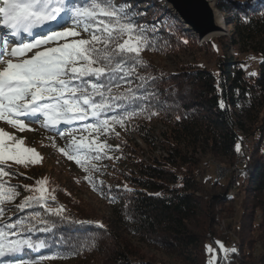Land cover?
<instances>
[{"label":"trees","instance_id":"16d2710c","mask_svg":"<svg viewBox=\"0 0 264 264\" xmlns=\"http://www.w3.org/2000/svg\"><path fill=\"white\" fill-rule=\"evenodd\" d=\"M124 2L147 13L138 17L139 23L157 28L152 46L140 53L143 66H136L113 94L139 96L147 90L152 94L147 99L116 101L126 107L142 104L146 111L125 120L123 127L110 121L113 130L106 134L91 131V140L111 146L101 160L92 161L100 169L91 173L98 190L85 179L89 173L70 163L74 175L67 182L58 185L50 178L47 182L49 193L56 197L52 201L50 196L49 203L63 206L68 219L51 232H25L22 238L46 241L44 252L37 256L41 264H167L156 254L177 264H264V0H217L229 32L218 41L220 55L212 54L216 73L194 64L173 75L154 74L146 57L171 41L191 37L153 0H118L117 5ZM247 54L260 59L255 75L245 71L241 57ZM149 109L158 114L150 115ZM151 124L161 127L156 136ZM244 141L251 162L245 163L236 183L241 196L236 203L229 195L231 185L209 177L201 158L205 155L230 168L237 145L240 149ZM25 167H8L15 175L0 180L6 187L17 185L14 181L20 180L18 172ZM17 186L20 195L5 208H14L22 201L15 204L19 197L28 195ZM76 186L101 196L107 215L74 201ZM18 213L24 220L34 213L56 219L39 207ZM216 218L235 234L234 251L228 254L220 247L228 245V238L216 230ZM76 244L81 245L80 254L69 256L70 245ZM29 251L22 254L25 260L33 254V249ZM15 257L0 258V264H12Z\"/></svg>","mask_w":264,"mask_h":264},{"label":"snow or ice","instance_id":"6c2138e0","mask_svg":"<svg viewBox=\"0 0 264 264\" xmlns=\"http://www.w3.org/2000/svg\"><path fill=\"white\" fill-rule=\"evenodd\" d=\"M146 14L131 3L117 5L115 0H0V121L21 132L30 123H41L42 127L63 137L66 130L69 135L78 131V122L88 121L90 117L93 122L83 124L82 128L106 134L113 130L110 121L123 127L125 120L145 112L142 104L126 107L116 101L147 99L152 95L147 90L139 96H129L115 95L113 88H119L121 81L135 72L136 66H143L140 53L152 46L157 24L139 23L138 17ZM77 29L89 32L91 38L68 42V37L81 35ZM60 40L65 42L33 52ZM30 52L33 54L28 56ZM220 106L223 108V103ZM116 109L122 111L109 117L108 113ZM149 111L150 115L158 114ZM61 125L68 128L63 129ZM22 143L0 129V165H6L7 161L24 166L39 162L41 157L35 149L22 147ZM105 149L111 150L106 142L97 143L93 139L84 143L73 137L59 151L89 173L85 179L98 190L91 173L100 169L92 161L101 160L106 155ZM10 175L15 173L0 167V177ZM36 184L24 186V191L30 194L14 208H5L6 202L20 195L19 186L5 187V182H0V218L9 211L22 213L39 207L48 217L56 219L34 213L26 220L19 217L14 221L0 220V258L17 255L25 249L45 248L46 241L21 236L25 232H51L58 222L68 219L63 206L54 207L49 203V195L52 201L56 197L49 193L47 180ZM98 227L103 229L104 225L98 224ZM80 251V244L70 245L68 255H78Z\"/></svg>","mask_w":264,"mask_h":264},{"label":"rangeland","instance_id":"374dc122","mask_svg":"<svg viewBox=\"0 0 264 264\" xmlns=\"http://www.w3.org/2000/svg\"><path fill=\"white\" fill-rule=\"evenodd\" d=\"M136 1V0H131ZM116 4L118 0H115ZM222 15V14H221ZM223 17V15H222ZM224 20V19H223ZM225 22V21H224ZM226 24V23H225ZM71 26V25H69ZM227 26V24H226ZM81 31L80 29H77ZM229 28L226 27L225 33L213 34L206 37L202 42L197 43L195 42L194 38H180L181 41H171L170 44L166 47L161 48V50L151 56H147L146 62L151 68L152 72L157 75L161 74H175L180 72L182 68L188 65L199 64L201 67L216 73L215 66H216V59L213 57V53L215 55H220V47L218 41H223L225 38L228 37ZM89 32L81 31V35L77 37H68L67 41L71 42L73 40L78 39H90ZM126 39V37H125ZM223 39V40H221ZM186 41V42H185ZM65 41L60 40L53 42L50 45H42L40 49H34L33 52L37 50H44L48 47L58 46L63 44ZM122 42V41H121ZM33 53H27L28 56H31ZM216 55V56H217ZM241 59L245 63V71L248 74L256 73L258 64L260 62L259 58H255L250 54L244 55ZM43 121V118H40ZM93 122L92 118L90 117L88 121H80L77 124L78 131L72 132L71 135L68 134V131H65V135L60 137L56 135L54 132L50 131L41 126V123H30L28 124L27 128L21 132L18 129L12 128L10 125H7L5 122L0 121V129L8 132L10 135L14 136L17 141H22V147L35 149V151L39 154L41 159L39 162L35 164H29V168L25 167L23 172H18V177H20L19 181H14V184L21 185L22 189L24 190V186L35 187L37 186L36 182L40 180H54L58 185H62L64 182H67L69 177L73 176L74 174L71 172L69 165L70 163H76L75 160H69L63 153L59 151L60 148H66L73 139L76 138L77 141L88 142L91 141V131L84 130L82 128L83 124ZM63 129H67L68 126L61 125ZM151 127L155 128V136L157 135V131L161 129V127L157 124H151ZM30 129V130H29ZM50 137H54V139H50ZM134 141L143 149L145 146L138 141L136 138H133ZM11 143V142H10ZM247 143L243 142L242 146L240 147L238 153L234 158L233 165L230 168L222 167L221 165L217 164L213 161L210 157L204 155L201 158V163H205L201 165V168H204L206 174L209 177H212L216 181H218L222 185L230 184L231 189L229 191V195L231 198L235 200L236 203L240 200V194L236 189V183L240 181V178L243 175L245 163L251 162L250 152L247 147ZM156 156L160 155L161 152L157 151L154 153ZM145 161L148 159V155L146 154L144 157ZM66 160L68 162H66ZM20 168L24 165H16L13 161H7L6 165H0V167H5L7 171H12L10 168ZM17 172V171H16ZM4 179V177H0V179ZM206 178V177H205ZM3 182V180H0ZM78 184V182H77ZM208 184V183H206ZM76 185V184H75ZM78 186V185H77ZM73 188V197L74 201L80 202L81 206L85 207L87 210H93L103 216L107 215V209L102 202L101 196L91 193L88 189L85 188ZM6 187V186H5ZM8 187V186H7ZM48 187V184H47ZM49 188V187H48ZM50 190V188H49ZM20 192V191H19ZM28 195L29 192H24ZM51 195H49L50 197ZM24 196L19 197V199L15 202V204L19 203L20 200H23ZM50 201V200H49ZM12 207V205H10ZM8 206V207H10ZM83 207V208H84ZM6 212L4 217L0 218V220L7 221L11 218L13 221L20 216H18V212H15L17 215L12 216L13 212ZM216 230L221 233V235L225 238H228V245L220 247L223 248L224 254H228L230 251H233L235 248V234L232 231L227 230L226 223L219 218H216L215 222ZM16 237H10V239H15ZM22 238V236H21ZM31 250V249H25ZM44 248L42 249H33V254L30 253L31 258L25 260L22 256V253L17 254V257L12 260V264H41L40 259L37 258L42 252H44ZM30 252V251H29ZM26 253V252H25ZM157 257L163 259L167 264H177L175 260L172 258L164 257L161 255L156 254ZM210 262L212 263V257L210 258ZM54 264H64V263H54Z\"/></svg>","mask_w":264,"mask_h":264},{"label":"water","instance_id":"95a60500","mask_svg":"<svg viewBox=\"0 0 264 264\" xmlns=\"http://www.w3.org/2000/svg\"><path fill=\"white\" fill-rule=\"evenodd\" d=\"M178 20L183 30L200 43L206 37L225 33L226 24L217 0H153Z\"/></svg>","mask_w":264,"mask_h":264}]
</instances>
